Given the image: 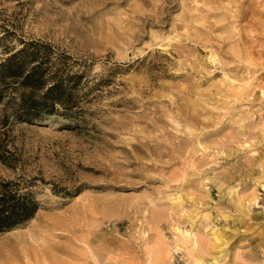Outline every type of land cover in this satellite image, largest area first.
I'll return each mask as SVG.
<instances>
[{
  "label": "rangeland",
  "instance_id": "obj_1",
  "mask_svg": "<svg viewBox=\"0 0 264 264\" xmlns=\"http://www.w3.org/2000/svg\"><path fill=\"white\" fill-rule=\"evenodd\" d=\"M0 38L88 79L0 135L39 200L0 264H264V0H0Z\"/></svg>",
  "mask_w": 264,
  "mask_h": 264
},
{
  "label": "trees",
  "instance_id": "obj_2",
  "mask_svg": "<svg viewBox=\"0 0 264 264\" xmlns=\"http://www.w3.org/2000/svg\"><path fill=\"white\" fill-rule=\"evenodd\" d=\"M20 42L17 48L4 46L0 56V135L13 123L40 120L55 113L75 118L77 88L88 80L85 66L75 70L79 63L50 44ZM36 181V177H0V231L33 216L39 207Z\"/></svg>",
  "mask_w": 264,
  "mask_h": 264
},
{
  "label": "bare ground",
  "instance_id": "obj_3",
  "mask_svg": "<svg viewBox=\"0 0 264 264\" xmlns=\"http://www.w3.org/2000/svg\"><path fill=\"white\" fill-rule=\"evenodd\" d=\"M17 230V228L16 227H14V228H12V229H10V230H8V231H6V233L8 232H12V231H16ZM29 235V234H28ZM214 237V236H213ZM215 237H216V239H220V241H222V238H221V236H219V235H215ZM214 237V238H215ZM25 240V239H24ZM34 240V239H33Z\"/></svg>",
  "mask_w": 264,
  "mask_h": 264
}]
</instances>
